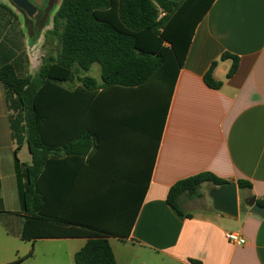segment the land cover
<instances>
[{
  "label": "trees",
  "instance_id": "1",
  "mask_svg": "<svg viewBox=\"0 0 264 264\" xmlns=\"http://www.w3.org/2000/svg\"><path fill=\"white\" fill-rule=\"evenodd\" d=\"M214 2L63 0L47 35L49 40L60 38L61 50L44 59L35 74L30 72L20 19L13 8L0 4V83L16 146L21 204L19 213L5 209L0 182V221L9 234L13 235L10 223L20 216L23 241L84 238L87 242L76 253L75 264H118L109 234L86 220L82 193L77 191L79 170L87 164L93 140L100 143L101 135L155 136L157 140L159 118L163 130L195 31ZM40 35L41 30L36 31V37ZM226 60H232L227 74L231 78L240 58L224 53L220 61ZM218 63H212L204 76L213 90L223 85L214 78ZM94 64L101 68V84L88 75ZM75 82V88L65 85ZM24 146L32 156L31 164L18 158ZM141 176L148 182L151 172ZM230 183L202 173L176 183L167 203L180 216L191 218L183 198H200L204 184ZM237 186L242 192L253 188L244 179ZM256 203L264 209V199ZM32 256L33 250L9 264ZM190 264L201 263L191 260Z\"/></svg>",
  "mask_w": 264,
  "mask_h": 264
},
{
  "label": "crops",
  "instance_id": "2",
  "mask_svg": "<svg viewBox=\"0 0 264 264\" xmlns=\"http://www.w3.org/2000/svg\"><path fill=\"white\" fill-rule=\"evenodd\" d=\"M224 53L240 58L231 78L227 74L232 60L220 61ZM215 61L219 63L214 78L223 83L219 90L204 82ZM9 114L0 83L1 193L5 209L19 213ZM100 137V143L93 140L87 164L79 170L77 191L82 193L86 220L109 234L118 264H134L137 259L141 264H190L191 260L264 264V218L244 203L252 197L264 199V0H215L195 31L163 130L159 118L157 140L155 136ZM18 158L32 163L27 146ZM146 171L151 172L148 182L141 176ZM202 173L236 184L240 179L252 183L250 192L238 188V217L217 211L212 199L197 206L194 202L199 198H183L191 218L168 205L167 196L176 183ZM22 225V217H15L11 235L0 221V264L19 258L10 259L8 250L5 257L1 252L3 246L21 240ZM228 232L240 234L246 244H231ZM43 240L76 242L74 257L87 242L84 238Z\"/></svg>",
  "mask_w": 264,
  "mask_h": 264
},
{
  "label": "rangeland",
  "instance_id": "3",
  "mask_svg": "<svg viewBox=\"0 0 264 264\" xmlns=\"http://www.w3.org/2000/svg\"><path fill=\"white\" fill-rule=\"evenodd\" d=\"M35 1L39 5L46 2V0ZM62 1L63 0H47L50 5L47 14V20L50 24L41 29V35L38 38L36 37V31L34 32L27 29L24 15L19 10L15 9L9 0L0 1V3H6L10 5L20 19L21 28L24 31L26 37V53L29 57L30 72L33 74L38 71L44 59L48 58L50 55H57L61 50L60 38L56 37L53 40H49L47 35L52 28V20ZM88 75L97 79L99 82L102 81L101 68L98 64H94L91 67ZM77 84L78 83L75 82L73 85L69 83L65 85L76 86ZM212 188L213 187L211 185L204 184L201 188L202 196L199 198V202L194 203L199 206L201 203V205H203L205 202L210 201V191ZM196 211L199 212L198 209H196L194 212ZM32 248L34 249L33 257L24 264H75L74 251L77 248V243L73 241L53 242L50 240H39L34 244L33 242L17 240L6 246H3V251L1 253L4 255L6 250H8V254L6 255L10 256V259L14 260L17 257L24 258L29 254ZM3 257H5V255ZM134 264H141V260L137 259Z\"/></svg>",
  "mask_w": 264,
  "mask_h": 264
},
{
  "label": "water",
  "instance_id": "4",
  "mask_svg": "<svg viewBox=\"0 0 264 264\" xmlns=\"http://www.w3.org/2000/svg\"><path fill=\"white\" fill-rule=\"evenodd\" d=\"M12 4L32 17L37 12L35 4L29 0H10ZM210 197L213 201L214 208L230 217H238L239 215V194L238 186L235 182L221 187H213L210 191ZM245 205L249 207L253 213L264 218V209L257 205L256 198L252 197L244 201Z\"/></svg>",
  "mask_w": 264,
  "mask_h": 264
},
{
  "label": "flooded vegetation",
  "instance_id": "5",
  "mask_svg": "<svg viewBox=\"0 0 264 264\" xmlns=\"http://www.w3.org/2000/svg\"><path fill=\"white\" fill-rule=\"evenodd\" d=\"M29 1L31 3H33V4H35V6L38 9L37 12L32 17H29L28 15H26L25 13H23L22 11H20L19 9H17L12 4L11 1H10V3L13 5V7L15 9L19 10L24 15V18L26 20L27 29L32 30V31L35 32V31L41 30L43 27L48 26L50 24L48 22V20H47V14H48V9H49L50 5H49V2H47V0H46V2L41 3V5H39L38 3H36L35 0H29ZM3 4H6V3H3ZM6 5H8V4H6ZM8 6H10V5H8Z\"/></svg>",
  "mask_w": 264,
  "mask_h": 264
},
{
  "label": "built area",
  "instance_id": "6",
  "mask_svg": "<svg viewBox=\"0 0 264 264\" xmlns=\"http://www.w3.org/2000/svg\"><path fill=\"white\" fill-rule=\"evenodd\" d=\"M226 238L231 244H234V245L242 246L246 244V240L242 238L240 234L236 232L226 233Z\"/></svg>",
  "mask_w": 264,
  "mask_h": 264
}]
</instances>
